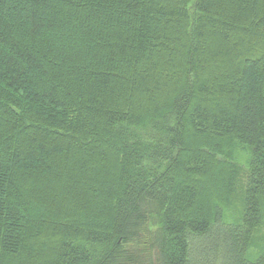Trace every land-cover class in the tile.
I'll return each mask as SVG.
<instances>
[{
	"label": "trees",
	"instance_id": "16d2710c",
	"mask_svg": "<svg viewBox=\"0 0 264 264\" xmlns=\"http://www.w3.org/2000/svg\"><path fill=\"white\" fill-rule=\"evenodd\" d=\"M263 228L264 0H0V264H264Z\"/></svg>",
	"mask_w": 264,
	"mask_h": 264
},
{
	"label": "rangeland",
	"instance_id": "374dc122",
	"mask_svg": "<svg viewBox=\"0 0 264 264\" xmlns=\"http://www.w3.org/2000/svg\"><path fill=\"white\" fill-rule=\"evenodd\" d=\"M240 163L247 166L248 154L247 155H245L243 153L240 154ZM259 235L261 236V241L259 243V247L253 248V250L248 255L249 259H256L264 252V228L261 229V232H259Z\"/></svg>",
	"mask_w": 264,
	"mask_h": 264
}]
</instances>
